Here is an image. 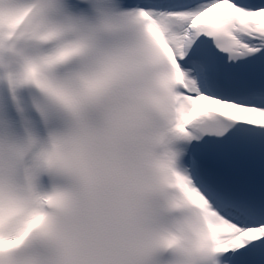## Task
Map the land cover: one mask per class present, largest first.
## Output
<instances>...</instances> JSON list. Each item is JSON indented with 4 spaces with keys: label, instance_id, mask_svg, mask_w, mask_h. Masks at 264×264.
Instances as JSON below:
<instances>
[{
    "label": "snow or ice",
    "instance_id": "obj_1",
    "mask_svg": "<svg viewBox=\"0 0 264 264\" xmlns=\"http://www.w3.org/2000/svg\"><path fill=\"white\" fill-rule=\"evenodd\" d=\"M0 264H264V0H0Z\"/></svg>",
    "mask_w": 264,
    "mask_h": 264
}]
</instances>
